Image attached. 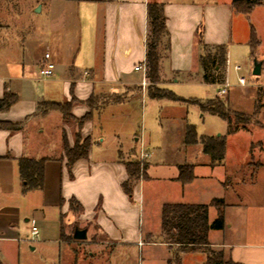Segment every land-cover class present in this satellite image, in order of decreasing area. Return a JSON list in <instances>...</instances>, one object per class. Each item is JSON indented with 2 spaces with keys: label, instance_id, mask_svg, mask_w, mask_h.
Listing matches in <instances>:
<instances>
[{
  "label": "crops",
  "instance_id": "crops-1",
  "mask_svg": "<svg viewBox=\"0 0 264 264\" xmlns=\"http://www.w3.org/2000/svg\"><path fill=\"white\" fill-rule=\"evenodd\" d=\"M2 1H8L2 4L4 7L11 5L10 7L17 8L21 5L25 9V15L31 20L39 6V13L45 16L47 42L43 53L37 48L33 56L26 60L29 42L21 31L23 23L19 19L15 22L14 16L10 14L7 17L11 24L0 21V99L7 94L17 96L16 103L9 110L0 112V122L21 125L18 131L0 130V264L1 259L6 264H20L25 242L21 233L22 230L29 232L31 238L33 225L38 227V238L41 237L34 241L30 239L33 244H61L62 216L67 211L70 199H74L82 210L80 221L90 225L95 222L96 230L112 244H128L125 241L129 239H136L138 246L144 244L141 240L143 230L137 229V233H134L137 235L131 238V228L125 221L130 197L122 188L123 183L128 180L124 161L118 158L95 160L91 147L88 157L75 162L69 170L63 151L58 158H51L44 155L47 153L44 148L36 145L38 140L35 144L28 143L29 128L36 121L40 127L46 120L54 118L60 122L61 136H66L68 144L72 146V131L63 115L58 111L40 114L37 109L39 104L79 101L83 104L73 107L71 111L72 118L77 121L90 112V107L84 103L91 97L94 99L102 94L117 95L121 90L142 86L143 72L135 71V67L146 61L148 5L151 2L163 7L168 32L158 47L161 81L179 83L180 80L196 77L204 83L200 65L204 50L199 43V30L202 31L203 42L211 53L217 46L226 47L223 42L227 32L225 19L236 14L232 9V0L211 3L210 0H0V4ZM261 7L264 4L255 8L251 14ZM4 32H8L6 38L3 36ZM250 36L251 31L242 40L249 46ZM257 39L255 52L261 53L264 50L261 47L262 41ZM46 54L50 55L55 64V74L58 76L41 79L39 69ZM225 60L228 63L226 75L229 76L231 55L227 49ZM258 63L262 64L263 75L264 61L260 60ZM235 67L234 71L239 72L240 69L236 70ZM135 73H142L141 78H134ZM40 82H44L42 86L49 83L52 87L40 90L37 86L36 89L33 83ZM165 84L168 83L161 82V85ZM261 87L264 86L260 85ZM134 92L137 93H131ZM122 103L123 101L114 100L105 106ZM172 106L169 105V108H174ZM92 116L91 113L81 129L76 122L84 139L91 138L94 134ZM42 133L43 130L39 129L35 135ZM241 135L251 138L248 128L226 137V154L221 164H213L200 144H184L183 147L175 148L179 154L178 159L183 162L173 165L151 162L153 153L146 152V176L150 173L149 179L167 181L170 186L171 198L160 204L161 212L166 204L209 205L214 199H223L227 205L224 210L226 227L222 231L209 232L211 248L216 252L223 251L225 258L235 263L264 264V187L261 191L256 187L257 177L264 176V164L254 167L248 160L252 159L253 141L243 152L234 153V161L229 159L227 152ZM218 136L220 135H198L199 138ZM135 142L140 143L141 151L150 145L149 139L144 137L137 138ZM183 142L185 143V139ZM155 149L158 151L160 148ZM21 158L49 159L45 165V184L42 190L27 193L23 191L18 163ZM181 165L193 166L194 179L191 182L183 183L179 180ZM160 167L168 169V173L157 171L152 174L153 168ZM206 184H213L215 190L208 191ZM142 185L141 180L135 184L133 194L139 195L135 196L137 201L142 200ZM245 187L249 192L242 190ZM213 214L216 219L217 210L210 206V223L215 220L211 219ZM20 223H24V227ZM150 236L149 231L147 238ZM161 244L181 254L187 253L180 252L176 245L170 246L164 242ZM30 250L36 251L37 246H30ZM199 251L201 250L188 252Z\"/></svg>",
  "mask_w": 264,
  "mask_h": 264
},
{
  "label": "rangeland",
  "instance_id": "rangeland-1",
  "mask_svg": "<svg viewBox=\"0 0 264 264\" xmlns=\"http://www.w3.org/2000/svg\"><path fill=\"white\" fill-rule=\"evenodd\" d=\"M213 1L223 2L227 0H210V3ZM6 2L8 1H2L0 4V21L8 25L11 24L7 17L9 14L14 16V18H11L15 22H17L16 19L21 20L20 22L23 23L21 31H23V36L29 42V53L23 51L24 54L26 53V60L33 56L37 48H40V53H43L47 42L44 14L36 12L31 20L25 15L24 7H21V5L17 8L15 6L10 7L11 5L4 7L2 4ZM11 8L15 10L13 11ZM38 8L39 6L36 10ZM225 20L227 22V32L226 37L224 35L223 42L231 55V70L228 74L230 85L226 95L221 96L219 94L221 85L204 84L200 81V78L196 77L180 80L179 83L162 80V83L168 84L161 85L160 82L156 87L171 91L176 96L186 100L206 102L220 98L225 103L228 101L233 110L244 113L246 117L249 116L251 123L248 125V129L251 138H247L245 135L237 137L234 141L235 145L230 147L227 156L234 161L236 158L233 157L234 153L243 152L244 148H247L250 142L253 141L252 159L248 158V160L255 167L264 164V87L260 88V85L264 86V74L255 77L252 71L256 61H264V50H261V53L252 52L250 46L244 44L242 40L244 36H248L251 28H254L257 38L262 41L261 47L264 49V7L258 8L249 16L235 14L232 18H226ZM10 21L12 22V20ZM19 33L21 32L19 31ZM3 36L6 38L8 32H4ZM209 53L211 52L206 49L203 55H211ZM212 55H214V52ZM234 66L240 67V71L235 72ZM225 67L226 73L224 67L221 69L224 77L223 83L226 81L228 63ZM147 71L148 69L144 76L146 77L145 88L143 86L137 87V89L136 87L128 88L121 90L117 95L102 94V96H96L93 99L91 106L87 102L84 103L90 107L89 113L93 115L94 134L91 137V147L94 150L93 158L95 160L99 158L107 160L118 158L127 162L140 160V143H136L135 140L144 137L149 139L150 145L143 148V152L153 153L151 162H164L173 165L177 162H183V160L178 159L179 154L176 149L179 146L183 147L185 144L183 141L187 125H193L199 136L220 135L218 138L225 136L226 122L217 116L202 112L198 105L185 102L184 104L175 103L166 99L162 101L151 100L148 96L151 83L147 78ZM141 75L142 73H135L133 77L140 79ZM56 76L58 75L54 74V77ZM238 77L246 78V86L239 85ZM42 83L44 82L33 84L36 85V89L38 86L40 90L42 88L47 90V87H52L49 83L42 86ZM259 89L261 93L257 95ZM132 91H137V93H131ZM114 100H120L123 103L105 106V104H109ZM81 104L83 103L79 101H71L72 108ZM169 105H173L174 108H169ZM202 114H204L203 117ZM80 119L77 121L73 118L69 119L73 143L76 142L78 135L80 143L84 141L81 131L76 126V122ZM59 127L60 122L54 118L46 120L40 127L37 121L34 122L29 128L28 143L35 144L38 140L36 145L39 148H44V151L47 152L44 155L58 158L60 152H64V136H61ZM39 129L43 130V133L35 135V132ZM155 147L160 149L157 151ZM167 170L160 167L153 168L151 171L154 174L157 171L168 173ZM149 175L140 179L143 184L141 187V201L136 200L135 196L139 197V195H134L133 189L129 200L128 216L125 218L126 224L131 228V238H135L137 234L134 233H137V229L140 230L141 228L143 230L141 240L144 244L138 246L136 239L125 241L128 244H112L111 241L103 237L100 231L96 230L95 222L90 225L80 221L81 212L77 210V204L71 207L70 203L67 202V211L62 216V243L33 244L30 241L29 232L22 230L21 234L25 242H23L24 253L21 256L20 264H168L170 260L173 262L180 260L181 264H205L207 254L203 251L181 254L161 244L163 236L159 206L171 198L169 194L170 186L167 181L149 179ZM232 179L236 180L235 177ZM257 179L258 186L256 187L258 191H261L264 187V176H258ZM208 185H205L207 190L213 192L215 190L213 184ZM242 190L249 192L247 187L242 188ZM243 198H246L245 195H243ZM211 219H215L214 214ZM20 224L21 227H24V223ZM83 229L88 231L86 239L83 241L75 240L76 231ZM149 231L151 236L147 238ZM210 241L212 242L211 239ZM34 245L37 246V250L32 252L30 246ZM1 264L6 263L1 259Z\"/></svg>",
  "mask_w": 264,
  "mask_h": 264
},
{
  "label": "trees",
  "instance_id": "trees-1",
  "mask_svg": "<svg viewBox=\"0 0 264 264\" xmlns=\"http://www.w3.org/2000/svg\"><path fill=\"white\" fill-rule=\"evenodd\" d=\"M264 4L263 0H232V9L236 14H243L249 16L253 10ZM149 18V36L147 42V78L151 85L148 89V96L155 100H169L181 103H193L198 105L202 112H207L212 116H217L227 124V135L223 138L218 137H198L196 128L193 125L186 126L185 144L202 146L203 152L210 156L213 164H221L225 159L226 154V137L233 136L240 129H247L251 123L249 116H244V113L233 110L229 102L226 103L220 98L202 102L199 100H186L176 96L171 91L156 87L160 84L161 79L159 75V52L158 47L161 39L167 36V27L165 17L163 14V7L156 2H151L148 5ZM199 43L203 50L207 46L203 42L202 31L199 30ZM250 47L252 52H255L258 45V39L254 28H251ZM214 55H203L200 58V65L203 71V81L209 85H222L224 77L221 69L224 67L226 60V47L220 45L214 48ZM218 68V69H216ZM260 89L257 95H260ZM17 101V96L14 94H7L0 99V112L7 111ZM74 101V100H73ZM93 98L91 97L87 103L91 106ZM71 102L55 103L42 102L39 104L38 112L46 114L52 111H58L63 115L66 123H69L71 115ZM258 108L256 107V110ZM91 113L86 114L78 121V127L81 129L84 123L89 120ZM21 125L0 122V130L18 131ZM91 138H85L80 143V137L73 146L67 142L64 136V153L67 161V166L71 170L72 166L78 160L88 157L91 148ZM49 161L48 158L19 159V173L22 181L23 191L25 193L35 190H42L45 184V165ZM124 165L128 174V180L123 183L122 188L124 192L132 196L135 184L146 176L148 164L140 160L127 162ZM179 180L183 183H189L194 179L193 166L181 165L179 166ZM71 207L77 202L74 199L69 201ZM210 206L216 208L218 216L210 223L209 222V208ZM223 199H214L209 205L206 204H166L161 212V231L163 242L170 246L176 245L180 252H188L201 250L207 254L205 264H239L225 258L223 251H214L209 242L210 231H222L226 227L224 210L226 208ZM77 210L82 211L77 204ZM63 236V235H62ZM168 264H181L180 260L173 262L170 260Z\"/></svg>",
  "mask_w": 264,
  "mask_h": 264
},
{
  "label": "built area",
  "instance_id": "built-area-1",
  "mask_svg": "<svg viewBox=\"0 0 264 264\" xmlns=\"http://www.w3.org/2000/svg\"><path fill=\"white\" fill-rule=\"evenodd\" d=\"M235 69L239 70L240 68L236 66ZM146 70H147L146 63H144L143 65H138L135 67V71L143 72L144 76L146 74ZM54 74H55V64L51 61L50 55L46 54L44 56L43 63L41 64L40 69H39V76L41 79H49V78H52L54 76ZM238 83L240 86H246L247 80L244 77H238ZM141 85L143 86V88H145L146 77H144V80L142 81ZM229 85H230V82H229V78L227 76L226 81L221 85V88L219 90V94L221 96H224L227 94V89L229 88ZM147 158H148V154L146 152H143V150H142L141 154H140V160L144 161ZM30 235H31V240H35L38 238L39 229L36 225H33L31 227Z\"/></svg>",
  "mask_w": 264,
  "mask_h": 264
},
{
  "label": "water",
  "instance_id": "water-1",
  "mask_svg": "<svg viewBox=\"0 0 264 264\" xmlns=\"http://www.w3.org/2000/svg\"><path fill=\"white\" fill-rule=\"evenodd\" d=\"M40 11V9H38V12ZM261 63L255 62L254 63V67H253V71L252 74L255 77H258L261 75ZM87 237V230L83 229V230H77L74 239L75 240H79V241H83L85 240Z\"/></svg>",
  "mask_w": 264,
  "mask_h": 264
}]
</instances>
